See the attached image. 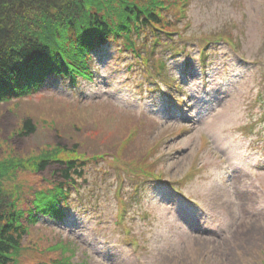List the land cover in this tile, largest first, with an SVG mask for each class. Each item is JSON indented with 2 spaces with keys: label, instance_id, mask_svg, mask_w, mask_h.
<instances>
[{
  "label": "rangeland",
  "instance_id": "374dc122",
  "mask_svg": "<svg viewBox=\"0 0 264 264\" xmlns=\"http://www.w3.org/2000/svg\"><path fill=\"white\" fill-rule=\"evenodd\" d=\"M192 2L186 35L202 43L198 36L227 31L235 20L239 27L232 33L240 37L241 47L220 41L209 45L203 69L208 85L202 88L201 47L182 39V48L194 57L183 54L169 61L170 76L184 79L192 70L189 99L178 110L168 97L150 99L143 76L128 73L134 59L121 55L119 45L96 55L100 69L91 83L73 89L61 78L39 95L0 104V162H26L4 181L13 201H21L17 209H26L38 188L61 181L59 163L41 172L31 167L32 156L38 157L35 152L45 146L77 147L86 157L104 154L110 159L85 166L84 179L72 188L76 205L68 222L46 223V218L25 244L34 239L42 245L50 242L47 250L58 252L62 240L71 242L73 253L86 264H264V96H259L260 90L264 93V0ZM41 16L37 7L29 9L33 21ZM159 49L156 54L165 55ZM184 115L187 119L180 122ZM30 118L37 131L22 137V126ZM139 124L137 138L125 146L128 133ZM180 129L182 134L176 133ZM157 142V168L168 179L196 169L183 187L192 202L175 196L166 185L147 188L144 205L125 212L124 222L138 238V245H129L117 224V169L142 161ZM127 186L124 190L131 192L133 183ZM30 252L25 248L24 264L33 262L26 258Z\"/></svg>",
  "mask_w": 264,
  "mask_h": 264
},
{
  "label": "trees",
  "instance_id": "16d2710c",
  "mask_svg": "<svg viewBox=\"0 0 264 264\" xmlns=\"http://www.w3.org/2000/svg\"><path fill=\"white\" fill-rule=\"evenodd\" d=\"M178 1L48 0V5H45L44 0H0V104L18 101L22 95L28 94L31 83L37 81L42 72L53 76L71 74L73 80L89 76L90 72L80 60L87 48L82 46L86 40L92 39L93 45L110 37H124L128 45L132 42L131 47L137 49V46L147 43L149 34H175L177 24L169 16L163 20L162 12L181 14ZM36 7L42 11V16L33 21L29 17V9ZM160 19L168 27L162 25ZM36 131L31 118L23 125L20 135L30 136ZM129 141L128 137L123 144L126 146ZM71 150L70 153L56 146L53 151H43L38 157H32L31 167L39 172L52 159L64 165L62 172L67 181L72 176L71 169L75 174L82 172L79 163L83 160L76 154L78 149ZM20 162V166L15 164L16 161L0 162V264L18 262L30 222L35 220L33 214L37 211L56 214L60 203L57 195H68L62 184L53 193H34L26 203V209H17V206L21 207V201H13L14 195L7 193L4 181L26 164ZM31 208L34 210L28 213L26 210ZM61 252L63 257L53 260L54 264H72L73 261L68 259L72 254L64 256L68 249Z\"/></svg>",
  "mask_w": 264,
  "mask_h": 264
}]
</instances>
